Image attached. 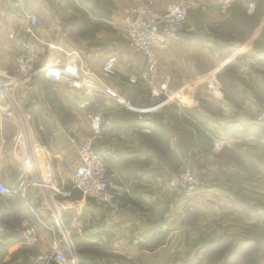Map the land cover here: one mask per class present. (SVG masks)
I'll use <instances>...</instances> for the list:
<instances>
[{
  "label": "crops",
  "instance_id": "crops-1",
  "mask_svg": "<svg viewBox=\"0 0 264 264\" xmlns=\"http://www.w3.org/2000/svg\"><path fill=\"white\" fill-rule=\"evenodd\" d=\"M148 1L23 0L13 9L0 0V74L17 73L23 43L31 40L41 64L89 70L132 105L42 73L6 90L0 179L7 186L23 176L35 183L27 188L30 207L0 194V264H58L47 261L54 235L82 264H264V125L251 120L264 105V0H238L226 13L218 0H198L205 9L188 13L183 41L158 52L153 79L171 70L174 95L143 111L153 106L147 84L129 77L143 69L144 55L128 48L117 11ZM150 1L162 10L175 0ZM29 14L38 23L34 36L25 37ZM109 55L117 57L114 75L101 71ZM12 110L29 128L34 157L16 144ZM98 110L103 136L93 147L116 179L131 186L116 213L70 188ZM180 168L199 176L193 194L169 186L170 173ZM26 228L34 231L33 244L22 242ZM159 234L164 238L156 246L139 247Z\"/></svg>",
  "mask_w": 264,
  "mask_h": 264
},
{
  "label": "built area",
  "instance_id": "built-area-1",
  "mask_svg": "<svg viewBox=\"0 0 264 264\" xmlns=\"http://www.w3.org/2000/svg\"><path fill=\"white\" fill-rule=\"evenodd\" d=\"M13 9H20L23 0H8ZM238 0H218V10L226 13ZM247 9L253 8L252 3L246 5ZM205 9V5L198 0H175L166 5L162 10L154 7L152 1L146 4L127 5L121 11V30L128 48L134 52L144 55L145 64L143 69L134 76L129 77L130 83L145 82L148 87L149 97L153 106L142 108L147 111L162 107L167 103L168 98L173 97L169 92L171 74L165 73L159 81L153 79V75L159 63L158 52L165 51L172 43L183 41V29L187 15L191 10ZM28 24L22 32L23 35L34 36L33 27L38 23L35 15H28ZM117 57L109 55L104 60L101 71L104 75H114L116 73ZM38 73L45 77L57 81H64L73 88H88L102 92L116 99L126 107H132L128 100L123 99L109 89L100 78L93 72L69 63H50L41 64L34 42L26 40L23 43V50L17 59V73L14 75L0 74V103L5 101L0 110L4 113L8 108V88L15 87L19 82L32 79ZM2 102V103H3ZM97 106V104H96ZM4 108V109H3ZM14 110H12L13 112ZM15 119L19 127L16 136V144L22 143L29 150L31 157H34L32 139L29 128L23 119H20L14 111ZM253 123L264 125V106L257 108L251 118ZM90 136L79 146V163L74 169L70 178V188L80 191L87 197L93 205L106 209L110 213H116L124 204L126 196L131 192V186L116 179L115 174L109 169L106 161L96 152L93 144L103 136V112L98 110L92 114L90 119ZM148 131L147 128H143ZM218 142L216 147H221ZM17 147L16 155L21 153ZM44 171L50 174V165L44 159ZM35 181L27 176L19 178L13 186H7L0 179V194L18 196L25 205L31 206L27 198V188ZM170 187L178 189L186 194H193L201 184L198 175L189 169H181L172 172L168 179ZM0 209V233L4 232ZM54 234L53 227H48ZM32 228L23 231V243L33 244L35 241ZM51 243L50 253L47 261H56L58 264H78L77 258L70 247L56 238Z\"/></svg>",
  "mask_w": 264,
  "mask_h": 264
},
{
  "label": "trees",
  "instance_id": "trees-1",
  "mask_svg": "<svg viewBox=\"0 0 264 264\" xmlns=\"http://www.w3.org/2000/svg\"><path fill=\"white\" fill-rule=\"evenodd\" d=\"M160 235H162V236H160ZM163 238H164V234H159V235L156 236L155 238L151 239V242H147V241H145V242H139L138 245H139V247H142V248H144V247H149V246H150V247H151V246H156V244H157L158 242H160ZM227 250H228V252H230V251H229L230 249H228V247H227L224 251H227ZM232 250H233V251H232V254H234L235 251L239 250V247H235V248H233ZM78 263H79V264H82V263H81V260H80V257H78ZM51 264H52V262H51Z\"/></svg>",
  "mask_w": 264,
  "mask_h": 264
},
{
  "label": "rangeland",
  "instance_id": "rangeland-1",
  "mask_svg": "<svg viewBox=\"0 0 264 264\" xmlns=\"http://www.w3.org/2000/svg\"><path fill=\"white\" fill-rule=\"evenodd\" d=\"M195 10H196V9H195ZM191 11H192V10H191ZM191 11H190V12H191ZM185 24H186V23H185ZM165 73H170V74H171V81H172V78H173V73H172V71H171V70H167ZM165 73H164V75H165ZM164 75H163V76H164ZM163 76H162V78H163ZM162 78H161V79H162ZM161 79H160V80H161ZM160 80H159V81H160ZM171 81H170V82H171ZM169 85H170V83H169ZM263 106H264V105H263ZM181 169H187V168H180V169H178V170H181ZM178 170H177V171H178ZM173 172H175V171H173ZM171 173H172V172H171ZM171 173H170V174H171ZM169 176H170V175H169ZM237 252H239V251H238V250L235 251V253H237ZM74 255H75V256L77 257V259H78L79 255L76 254L75 252H74Z\"/></svg>",
  "mask_w": 264,
  "mask_h": 264
},
{
  "label": "bare ground",
  "instance_id": "bare-ground-1",
  "mask_svg": "<svg viewBox=\"0 0 264 264\" xmlns=\"http://www.w3.org/2000/svg\"><path fill=\"white\" fill-rule=\"evenodd\" d=\"M201 182V181H200Z\"/></svg>",
  "mask_w": 264,
  "mask_h": 264
}]
</instances>
